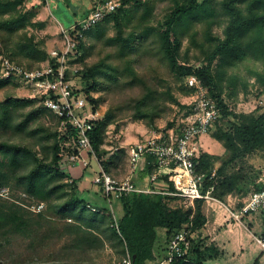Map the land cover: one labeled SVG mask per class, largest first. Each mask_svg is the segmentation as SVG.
<instances>
[{"label": "trees", "instance_id": "obj_1", "mask_svg": "<svg viewBox=\"0 0 264 264\" xmlns=\"http://www.w3.org/2000/svg\"><path fill=\"white\" fill-rule=\"evenodd\" d=\"M130 1L122 0L116 10L82 32V36L76 30L69 32L81 53L72 62L81 66L78 75L85 83L86 101L96 110L103 98L93 97L92 91L108 89L124 78L129 85L138 82L143 89L133 98L131 119L154 124L155 118L165 116L167 110L161 94L176 101L168 87L163 93L159 92L156 86H149L142 73L148 57L157 55V59L166 62L176 80L186 79L184 88L188 92L194 93L195 88L188 84L187 78H199L219 108L209 133L225 147V154L201 150L195 159V169L205 173L204 185H213V195L221 199L229 193L245 196L259 189L255 176L248 181L252 186L244 184L245 175L239 164L247 155L264 148V105H259L255 112L236 113L222 95L225 81L228 88L237 93L235 68L241 67L245 74L254 76L258 94L264 96V0H220L219 9L215 0H180L155 26L149 22L152 7L140 0L126 7ZM25 2L0 0V57L6 56L34 68L51 57L45 42L36 40L29 30V27H44V22L35 19L37 11L33 7L24 8ZM221 15L227 19L223 36L216 40L212 29ZM110 23L115 34L106 36ZM199 24L203 25V42L197 43ZM186 37L199 45L197 59L201 64L189 63L180 53ZM90 38L103 40L107 46L114 47V51L93 63L84 61L94 46L87 45L86 40ZM112 57L122 64L115 63ZM243 81L246 87L247 80ZM19 83L17 79L0 77V89ZM122 108L117 105L107 109L102 117L93 121L89 131L100 165L114 177L121 175L128 155L123 147L115 152L107 151L104 141L108 127L122 118V114L118 115ZM47 116L51 117L50 122L44 120ZM64 119L36 97L9 95L0 100V187H8L9 195L10 185L20 191L19 199L0 196V264H30L27 260L39 256L53 238L63 241L62 250L69 245L80 249L103 245L99 233L105 234L107 228L123 251L131 256L133 264L163 260L170 238L183 227L189 233L190 250L170 264H208V260L216 257L214 245H205V239L192 237L205 223L204 200L196 199L193 206H183L179 196L166 193L174 191L171 172L158 177L167 183L162 191L132 192L119 198L123 214L116 218L117 226L110 208L113 200L107 201L102 188L99 187L94 197L78 196L75 192L78 179L60 167L64 154L77 152L78 131L69 122L61 126ZM170 127L176 126L170 124L165 128ZM25 137L32 142H25ZM156 168L154 157H148L144 174ZM214 169L215 175L210 177ZM32 201L43 202L46 207L37 212L26 208L24 202ZM20 239L26 240L27 245H13ZM21 250L25 255L18 253ZM148 260L152 262L146 263Z\"/></svg>", "mask_w": 264, "mask_h": 264}, {"label": "built area", "instance_id": "obj_2", "mask_svg": "<svg viewBox=\"0 0 264 264\" xmlns=\"http://www.w3.org/2000/svg\"><path fill=\"white\" fill-rule=\"evenodd\" d=\"M31 1V0H30ZM118 0H95L93 6L81 19L72 22L68 27L60 24L62 46L50 52V57L39 66L28 68L16 63L6 56L0 57V77L4 79H17L25 83L31 90L29 97L39 98L47 108L59 116L65 117L61 126L71 123L78 131L77 152L66 153L60 161V167L71 170L75 167L87 168L91 164L92 157L98 161L92 147L89 131L93 121L97 118V112L88 107L85 96L76 91L73 77L78 76L81 66L73 63L81 54L77 49L76 41L70 37V31H78L79 36L88 30L107 14L119 7ZM79 27V29H78ZM188 84L195 88L192 94L188 113L180 122V127L160 128L150 130L142 139L123 147L128 155V169L124 176L114 177L98 165L97 172L93 175L92 182L102 188L107 201L119 199L132 192H156L147 185L138 186L134 181L135 172L147 164L148 157H154L157 168L149 175V182L155 181L162 173L171 172L174 185L173 192H167L185 199L187 205L193 206L196 199H203L205 203L223 208L229 215V220L238 226L247 228L244 217L254 213L264 214V177H260L257 183L259 189H253L247 195L229 193L221 199L213 195L214 186H205V173H198L195 169V159L201 152L199 137L208 133L219 114L216 101L208 95L206 88L199 78L189 76ZM260 105H264V96L260 99ZM119 147H116V149ZM99 162V161H98ZM215 175V169L210 177ZM0 195L8 196L9 188L0 187ZM239 206V207H238ZM44 203L34 206V210L41 211ZM111 213L116 225V214L111 207ZM92 207V210H95ZM117 226V225H116ZM254 240L260 245L264 253V231L259 235H253ZM188 230L183 227L175 232L167 244L166 257L152 264H170L174 259L185 256L190 250ZM119 264H133L129 254Z\"/></svg>", "mask_w": 264, "mask_h": 264}, {"label": "rangeland", "instance_id": "obj_3", "mask_svg": "<svg viewBox=\"0 0 264 264\" xmlns=\"http://www.w3.org/2000/svg\"><path fill=\"white\" fill-rule=\"evenodd\" d=\"M121 2L122 0H118ZM136 0H131L127 3L126 7H131ZM141 2H147L149 6L152 7V15L149 19L150 25H157V21L160 20L166 12L171 10L177 2L180 0H140ZM220 8L219 1L215 0ZM95 0H26L24 4L25 9L34 8L37 11L36 20L43 21L44 27L36 28L29 27L31 33L35 35L36 40H43L46 44L47 50L50 52L58 49V45L60 42V24L64 27H68L71 21L74 18H77L84 13H86L94 4ZM75 13V14H74ZM136 18H133V21ZM226 16L221 15L219 19L216 20L213 29L212 36L214 38L219 39L223 36V28L226 24ZM132 21V20H131ZM132 27L129 26V29ZM197 29L199 31L197 36V43L203 42V25H197ZM115 34V28L112 27L110 23L107 27L106 36H112ZM95 38V37H93ZM93 38L87 39L86 43L90 47L93 44V48L90 51V54L86 57L84 61L88 63H93L103 58L107 52L114 51V47L107 46L103 43V40H95ZM199 45L191 43L189 38L186 37L182 47L181 54H183L186 59H188L189 63L192 64H201L197 59L199 55ZM185 53V54H184ZM148 61L145 62L144 72L145 79L149 86H156L159 92L163 93L164 91H171L172 96L176 101H172L167 95L161 94L162 101L165 105H167L166 114L163 117L155 118L154 124H146L145 121L141 119H131L133 107L132 101L133 98L138 96L143 86L138 82L132 84H126L123 79L119 84L112 85L110 88H106L102 91H92L93 97H102L103 101L99 103L97 106V118L103 116V114L110 107H114L120 105L124 108L120 110L118 115L122 114V118H119L116 122L111 124L108 127L106 132V137L104 141V148L107 151L115 152L118 149L122 148L120 145L128 146L135 141H138L143 138V136L148 133L150 130H157L163 127H168L170 124L173 126H177L180 124L181 120L185 117L187 110H189L190 103L193 100V93L188 92L186 88H184V83L186 79L181 80L174 77L172 73L169 72L166 62L163 60L157 59L158 56H149ZM114 60L115 63L122 64L120 60L112 57L111 60ZM185 59V58H184ZM185 59V60H186ZM148 62V63H147ZM258 67L260 66V62L257 61ZM236 69L238 72L237 82V93L235 94L231 89L228 88V84L225 81L223 83V99L230 106V108L236 113H250L258 110V106L260 105V99L263 95L258 94V88L254 83V76H248L246 71L240 69ZM243 80H247L248 85L245 87L243 84ZM74 84L76 87L81 90L80 92L85 96L83 92V87H85V83L82 80L81 76L78 75L73 77ZM168 87V88H167ZM14 96V97H29L31 95V90L28 85L25 83H19L18 85L9 84L0 89V100H3L6 96ZM129 101V102H128ZM129 103V104H127ZM88 107L92 109L91 103L88 102ZM93 111V109H92ZM47 116L44 118L46 122H50ZM202 141L201 150L210 151L217 155H224L225 147L215 138H213L210 133H205L199 137V141ZM25 142H32L31 140L25 137ZM116 147H119L116 149ZM96 155V154H95ZM222 155V156H223ZM127 163L121 170V176L125 174L128 169V158L126 159ZM243 170V174L245 175L244 184L247 186H252V183L248 181L255 176L256 184L257 180L260 177H264V148H259L255 150L252 154L247 155L242 162L239 164ZM98 163L94 157L91 159L90 169L92 174H89V181L93 178V172L97 169ZM125 170V171H124ZM90 171V170H89ZM259 185V184H258ZM11 195L9 197L1 196L4 198H8L11 200L19 199V192L15 187L10 185ZM76 194L79 196L82 192L81 188L76 189ZM22 196V195H21ZM25 196V195H24ZM83 197H87L83 195ZM181 199V204L186 206L187 203L185 199L179 197ZM118 199H113L112 207L116 216L119 215V207ZM26 203L25 207L29 208L32 211L34 210V206L36 203L32 201L30 204ZM101 204V201L99 205ZM46 204H44V208ZM43 208V209H44ZM37 212V211H36ZM258 214L254 213L253 215ZM258 220L260 222L261 218ZM264 219V218H263ZM245 224L248 226V229L243 228L241 233V242L243 247V256H239L236 246L231 244L233 243V234H226L229 238V242L225 244L224 252L219 258V262L222 264H229L228 262H233V264H250L256 257L260 256L259 264H264V253H261L260 245L254 240L253 235L259 236L262 233L263 227L262 224H258L253 222L251 224L248 216L244 218ZM162 232L160 231V234ZM103 241V245H92L91 247H87L85 249H80L78 247L75 248L73 245H69L66 250H62L63 241H57L53 238V242L47 249H43L40 255L35 257L32 261L27 260V263L30 264H119L124 259L127 253L123 251V248L117 242L116 238L112 236L111 230L107 228L105 234L102 232L99 233ZM66 242V241H64ZM68 243V242H67ZM13 245H27L26 240H17ZM22 252L25 255V252ZM235 254V255H232ZM168 264V263H165Z\"/></svg>", "mask_w": 264, "mask_h": 264}, {"label": "crops", "instance_id": "obj_4", "mask_svg": "<svg viewBox=\"0 0 264 264\" xmlns=\"http://www.w3.org/2000/svg\"><path fill=\"white\" fill-rule=\"evenodd\" d=\"M61 46H62V39L60 36V42L58 45V49ZM135 142H137V141H135ZM200 143H201V148H202L203 144H202L201 139H200ZM122 146L125 147L124 145H122ZM207 152H209L211 154H215V153L210 152V151H207ZM224 154H225V152H224ZM97 163H98V165H100V163L98 161H97ZM89 167H87L85 169L80 168V167H75L74 169L69 170V173H71V175L74 178L78 179V187L81 188V190H82L80 195H82V196L86 195L87 197L91 198V197H94L95 193L99 191V187H97L92 182V179L89 181L88 176H89V174H92L91 169ZM97 170H98V167H97V169L94 170L93 173L95 174L97 172ZM144 173H145V171L143 170V167H141L134 174V181L138 186L145 187L147 185L150 188H154V186H155L154 189L160 190V191H162V189H165L167 187V183L162 178H158L155 181L149 182L148 178H149L150 174H144ZM227 195H226V197H227ZM117 202H118L117 207H119V209H120L119 215L121 216L123 214V209H122L120 202L119 201H117ZM213 206H214V208L211 207L210 205H208L207 203H205V201H204V214L206 217L205 223L203 224V226L199 230H197L196 232H194L192 234V237L199 238V239H205V245H210V244L214 245L217 255L215 258L208 260L207 261L208 264H222V262H219L218 260L224 252L225 244H227L229 242V238L226 236V234H233L234 240H232L233 243L231 242V244L236 246V250H237L239 256H243L241 233H242V230L244 227L233 224V222L231 220H229V215L225 209L217 207L215 205H213ZM262 215H263L262 213H258L255 215L251 214L248 216V218H249L251 224L253 222L258 223V224L259 223L262 224V227H263L262 232H263L264 231V219H263L264 217L261 218L260 222L258 220V218L262 217ZM246 229H248V226ZM162 243H161V245H162ZM164 248H165V246H164ZM261 253H263L262 249H261ZM232 255H235V254H232ZM259 258H260V256L256 257L250 264H259ZM151 262L152 261L148 260L146 263H151ZM227 263L233 264V262H228V261H227Z\"/></svg>", "mask_w": 264, "mask_h": 264}]
</instances>
